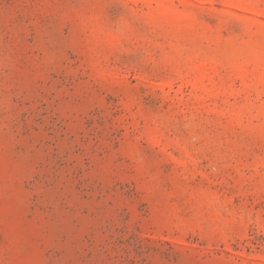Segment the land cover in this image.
<instances>
[{"label":"rangeland","instance_id":"374dc122","mask_svg":"<svg viewBox=\"0 0 264 264\" xmlns=\"http://www.w3.org/2000/svg\"><path fill=\"white\" fill-rule=\"evenodd\" d=\"M0 264H264V0H0Z\"/></svg>","mask_w":264,"mask_h":264}]
</instances>
